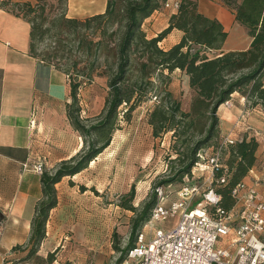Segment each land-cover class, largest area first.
<instances>
[{
  "label": "trees",
  "instance_id": "1",
  "mask_svg": "<svg viewBox=\"0 0 264 264\" xmlns=\"http://www.w3.org/2000/svg\"><path fill=\"white\" fill-rule=\"evenodd\" d=\"M67 1L57 0L60 11L52 13L47 9L46 0H35L33 4L0 0V9L23 18L30 25L29 54L52 64L57 70L61 71L52 59L64 51L60 43L53 54L41 56L36 53L38 44L46 38L59 41L60 38H71L70 42L77 41L86 58L96 56L99 51L105 55L112 52L115 58L114 69L107 55L102 66H96L98 58H95L82 72L87 82L92 81L93 74H96L105 77L107 85L103 108L96 123L89 126L79 119L77 107L83 83L69 80L68 73L61 71L66 75L70 88L67 118L83 143L84 138L89 142L85 152L63 161L53 173L41 175L42 196L31 222L29 256L37 252L46 237L49 213L57 205L55 186L64 177H73L85 170L109 146L112 133L118 129L122 106H126L123 118L129 122L132 112L147 95L153 94L156 99L147 113V123L155 139L171 133L170 148L175 158L169 161L177 164L172 178L163 179L159 188L191 178L199 151L215 147L216 143L211 141L217 135V109L233 93L246 97L251 107L260 105L264 109V0H233L231 8L227 4L234 11L236 21L247 29L252 42L247 51L228 52L212 58L201 57L199 50L205 53L219 49L227 35L218 21L197 11L195 0H179V8L171 16L167 28L150 39L143 32L142 25L153 12L163 8L166 0H107L104 12L84 20L66 16ZM174 29L182 32L180 42L167 50L162 49L159 43ZM190 49H195V52L190 53ZM72 66L76 67V63ZM175 70L184 73L189 87L195 92L189 113L181 110L180 102L168 89L170 74ZM194 117L206 119L208 125L204 132L197 131ZM203 133L202 138L197 137ZM257 147L258 141L254 136H242L241 141L224 150L220 166L213 170L212 185L219 195L217 208L222 214H227L234 207L232 191L254 167ZM225 171V183L220 184ZM133 194L132 190L121 205L134 216L130 220V239L126 248L123 251L116 249L121 253L119 262L135 246L139 232L157 203L155 190L138 211L132 205Z\"/></svg>",
  "mask_w": 264,
  "mask_h": 264
},
{
  "label": "rangeland",
  "instance_id": "2",
  "mask_svg": "<svg viewBox=\"0 0 264 264\" xmlns=\"http://www.w3.org/2000/svg\"><path fill=\"white\" fill-rule=\"evenodd\" d=\"M106 1L68 0L66 16L84 20L95 15L93 13L100 14L104 11ZM222 1L232 7L233 0ZM46 3L47 9L52 13L60 11L57 0H46ZM60 39L61 42L56 38H46L38 44L36 53L41 56L53 54L59 43L64 47V51L58 52V56L53 58L52 62L61 71L68 73L69 80H79L83 83L77 98V107L80 110L79 119L84 125L89 126L96 123L97 116L103 108L107 85L106 78L96 74H93L92 81L87 82L82 72L95 58H98L96 66L98 64L102 66L107 55L111 68L114 69V53L109 52L105 55L99 51L96 56L86 58L77 41L70 42L71 38ZM160 47L167 50L163 46ZM199 52L201 57H207V51L203 53L200 49ZM213 55L214 53H209V56ZM75 63L76 67H73ZM168 89L180 102L181 110L184 113L191 112L195 92L189 87L183 72L175 70L170 74ZM155 102L153 94L147 95L132 112L129 122L123 118L122 113L126 106H122L119 109L118 129L112 133L109 146L85 170L73 177H64L55 186L57 205L49 213L46 237L37 252L24 259L27 264L121 263L119 262L121 253L116 249L123 251L126 248L130 239V220L134 216V213L121 206L122 203L133 190L132 205L140 211L144 203L153 196L159 183L163 179L172 178L177 169V164L169 161L175 158L170 148L171 133L155 139L147 123V113ZM194 119L197 131L204 132L206 129L204 127L208 125L206 119L204 117ZM203 136L204 133L198 134L197 137ZM84 141L73 156L86 151L89 139L84 138ZM219 141L218 124L216 138L211 142L218 144ZM42 160L39 163L43 164ZM61 164L62 162L50 173ZM200 174L205 176L206 173L195 170L196 177ZM202 180L203 178L199 180V184ZM184 183L185 181L182 183L175 181L162 188L166 193L164 200L166 204L177 199V192ZM3 224L2 222L1 227ZM175 224L176 219L171 218L156 226L169 230ZM146 232L147 229H144V233Z\"/></svg>",
  "mask_w": 264,
  "mask_h": 264
},
{
  "label": "crops",
  "instance_id": "3",
  "mask_svg": "<svg viewBox=\"0 0 264 264\" xmlns=\"http://www.w3.org/2000/svg\"><path fill=\"white\" fill-rule=\"evenodd\" d=\"M10 1L33 4L35 0ZM195 1L197 11L218 21L227 35L221 47L207 56L250 48L252 38L247 29L222 0ZM175 13L164 8L153 12L142 25L147 38L166 29ZM29 30L23 18L0 9V211L5 217L0 231V264H27L24 259L29 257L31 222L42 196L41 176L31 166L43 159L44 172L50 173L83 143L67 118L69 81L52 64L29 54ZM181 38L182 32L174 29L159 44L169 49ZM227 102L229 107L222 104L217 109L220 140L231 134L237 118L243 115L237 133L251 136L255 132L258 141L255 165L244 181L264 196V109L251 107L237 92ZM247 128L253 132L246 133ZM24 164L29 168L23 169Z\"/></svg>",
  "mask_w": 264,
  "mask_h": 264
},
{
  "label": "built area",
  "instance_id": "4",
  "mask_svg": "<svg viewBox=\"0 0 264 264\" xmlns=\"http://www.w3.org/2000/svg\"><path fill=\"white\" fill-rule=\"evenodd\" d=\"M179 4V0H166L163 8L177 12ZM189 52L194 53L195 49ZM224 104L229 107L228 102ZM242 119L240 115L231 134L224 136L217 146L199 151L192 176L184 179L175 201L166 204L165 191L155 189L157 203L139 232L135 246L128 250L120 264H264V196L254 185L243 181L232 191L234 207L222 214L217 208L219 195L212 185L213 170L220 166L224 150L242 139L237 133ZM251 131L246 129L248 134ZM256 134L253 132L251 136L256 137ZM27 168L29 166L24 164L23 169ZM31 169L39 176L44 173L42 163L32 165ZM197 169L205 171V176L196 177ZM225 180L226 171L219 183L224 184ZM171 218L176 219L171 229L156 226Z\"/></svg>",
  "mask_w": 264,
  "mask_h": 264
},
{
  "label": "water",
  "instance_id": "5",
  "mask_svg": "<svg viewBox=\"0 0 264 264\" xmlns=\"http://www.w3.org/2000/svg\"><path fill=\"white\" fill-rule=\"evenodd\" d=\"M4 219H5V217H4V215H3V214L1 213V211H0V223L3 222Z\"/></svg>",
  "mask_w": 264,
  "mask_h": 264
}]
</instances>
